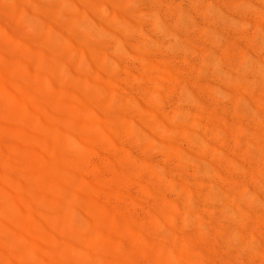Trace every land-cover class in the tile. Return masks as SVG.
<instances>
[{"label": "rangeland", "instance_id": "obj_1", "mask_svg": "<svg viewBox=\"0 0 264 264\" xmlns=\"http://www.w3.org/2000/svg\"><path fill=\"white\" fill-rule=\"evenodd\" d=\"M96 263L264 264V0H0V264Z\"/></svg>", "mask_w": 264, "mask_h": 264}, {"label": "bare ground", "instance_id": "obj_2", "mask_svg": "<svg viewBox=\"0 0 264 264\" xmlns=\"http://www.w3.org/2000/svg\"><path fill=\"white\" fill-rule=\"evenodd\" d=\"M109 1V0H108ZM25 15V14H24ZM67 17V16H66ZM23 19V18H22ZM85 19H86V17H85ZM88 20V19H87ZM91 20V19H90ZM82 21V20H81ZM91 21H86V24H87V26L89 27V26H91V28H92V26L93 25H91V23H90ZM31 23V22H30ZM82 23V22H81ZM85 25V24H84ZM34 26V25H33ZM32 26V27H33ZM87 26H85V27H87ZM83 27V26H82ZM84 27V28H85ZM94 27V26H93ZM36 28H39V26L38 27H36ZM35 28V29H36ZM95 28V27H94ZM47 30V29H46ZM93 30V29H92ZM92 30H91V32H92ZM75 31V30H74ZM88 31V30H87ZM90 32V33H91ZM94 32V31H93ZM76 33V32H75ZM79 33V32H78ZM89 33V32H88ZM99 33V32H98ZM35 37V36H34ZM52 37V36H51ZM53 40V37H52V39H51V41ZM54 41V40H53ZM57 41V40H56ZM55 42V41H54ZM70 54H68V56H66L67 57V59L69 60L70 59V62H71V56H69ZM105 57V56H104ZM107 58V57H106ZM105 58V59H106ZM104 58H103V61H104V63H105V60ZM108 59V58H107ZM48 61V60H47ZM86 61V60H85ZM102 61V62H103ZM43 62V61H42ZM73 62V61H72ZM74 63V62H73ZM72 63V64H73ZM102 64V63H101ZM74 65V64H73ZM76 65L78 66V65H80L79 64V62H78V64L76 63ZM75 65V66H76ZM63 66V65H62ZM101 67V66H100ZM101 70V69H100ZM106 70V69H105ZM23 71V70H22ZM105 72V71H104ZM69 78V77H68ZM74 78V77H73ZM94 80V79H93ZM72 84V83H71ZM98 85V84H97ZM95 86V85H94ZM101 86V85H100ZM103 86V85H102ZM48 87H50V86H48ZM96 87V86H95ZM73 89H76L75 87H73ZM97 89V88H96ZM101 89V88H100ZM102 90H103V87H102ZM80 91H82V90H80ZM105 91V90H104ZM82 92H84V93H86V91L84 90V91H82ZM103 92V91H102ZM101 92V93H102ZM107 92V91H106ZM100 93V92H99ZM105 93V92H104ZM4 97V96H3ZM114 99H115V97H114ZM118 99V98H117ZM121 101V100H120ZM119 101V102H120ZM117 102V101H116ZM121 102H123V101H121ZM143 115V114H142ZM114 116H115V114H114ZM125 123V122H124ZM130 123V122H129ZM125 125H126V123H125ZM139 125V124H138ZM137 125V126H138ZM134 126H135V124H134ZM133 126V127H134ZM136 126V127H137ZM132 127V128H133ZM139 128V127H138ZM138 128H136L135 129V131H136V133H138V131H139V129ZM138 129V130H137ZM132 130V129H131ZM141 130V129H140ZM134 131V130H133ZM135 131H134V133H135ZM139 133H141V132H139ZM138 135V134H137ZM144 135V134H143ZM146 135V134H145ZM144 135V136H145ZM138 136H140V135H138ZM142 136V135H141ZM71 139V138H70ZM141 139V138H140ZM142 139H143V137H142ZM74 140V139H73ZM52 180H54V179H52ZM58 181V180H57ZM72 194V193H71ZM53 195V194H52ZM39 197V196H38ZM41 197V196H40ZM78 200L80 201V199L78 198ZM77 200V201H78ZM41 202V201H40ZM81 202V201H80ZM69 203V202H68ZM76 206V208H77V210H79L78 209V207H80V206H78L77 204L75 205ZM48 210V209H47ZM50 210V209H49ZM59 210H61V209H59ZM63 210H65L64 212H63V215H65L66 217H67V219L65 218V222H68V224H69V226H68V229H69V231L71 232V229L73 230V231H75V229H76V227H77V225H78V220H77V214H78V216H79V214L80 213H78V211L75 209V208H66V209H62V211ZM57 211V210H56ZM171 211H173V210H171ZM52 212V211H51ZM54 212V211H53ZM176 212V211H175ZM55 213H57V212H55ZM77 213V214H76ZM88 214V213H87ZM60 214L58 213V216H59ZM81 217H82V215H81ZM49 218V217H48ZM81 220L83 219V218H80ZM56 221H59L58 220V217H56ZM88 222V221H87ZM80 223H82V222H80ZM70 227H71V229H70ZM47 234V233H46ZM17 240V239H16ZM76 241V240H75ZM55 247V246H54ZM36 249H38V248H36ZM69 249V248H68ZM84 253V252H83ZM175 259V258H174ZM97 264V263H96ZM130 264V263H129ZM196 264V263H195Z\"/></svg>", "mask_w": 264, "mask_h": 264}]
</instances>
